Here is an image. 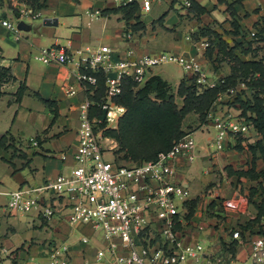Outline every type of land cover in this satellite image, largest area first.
Wrapping results in <instances>:
<instances>
[{
    "label": "crops",
    "instance_id": "1",
    "mask_svg": "<svg viewBox=\"0 0 264 264\" xmlns=\"http://www.w3.org/2000/svg\"><path fill=\"white\" fill-rule=\"evenodd\" d=\"M192 1L191 7L178 9L175 0H161L153 3L149 11L136 9L133 16L128 17L125 9L118 8L116 0H45L44 5L37 9L39 15L36 18L32 21L20 19L24 21V28L18 29L17 38L0 22V65L8 67L11 74L2 89L4 93L0 95V136L6 132L10 136L9 145L0 148V231L10 236L25 231L21 241L0 239V264H49L51 246L62 243L69 248L68 264H94L96 248L104 245L100 233L90 223L68 222L61 214L65 210L44 217L37 209L21 212L7 207L10 191L22 185H39L47 178L70 170L72 151L77 141L78 105L86 97L77 79L76 63L84 51L107 44L120 53L131 48L134 56L160 50L196 53L212 80L233 73L231 64L234 59L229 56V49L241 60L261 59L264 65V0ZM200 7L204 10L199 11ZM15 15L9 6L0 4V19L12 20ZM124 30L131 31L132 37L128 41L121 38ZM250 31H255L256 35L252 37ZM203 40H207L209 45L204 50H197L196 45ZM158 43L165 44L167 48H156ZM53 44L67 46L74 61L61 65L38 59L39 48ZM223 59L230 67L225 69L222 62L219 66L217 61ZM152 74L160 75L153 69ZM160 76L170 83L174 92L181 81L188 84L193 80L192 75L186 72L174 82ZM21 82L26 89L16 102L14 92ZM37 94L55 102V116L53 105L45 103ZM95 95L93 99H96ZM176 97L182 99L181 96ZM188 116L200 125L199 130L193 132L198 135V155L192 162L180 158L174 178L186 182L190 188L187 205L196 199L195 211L188 217L191 225L204 223L208 234L211 230V241L221 248L224 244L220 243H230L231 236L228 241L220 217L207 213V210L208 203L214 202L217 208L220 200L228 198L221 195L227 180H217L213 187H217L220 193L216 196L208 193L200 201V191L192 190L189 179L195 176L193 169L199 166L202 171L204 167L208 169V157L216 161L215 156L226 148L231 139L226 138L222 147L215 149L211 137L205 136V128L212 127L211 123H200L198 113L193 110L185 114V118ZM106 137L103 139L105 143L115 140L111 136ZM62 153L64 158L60 156ZM109 154L110 158L114 156ZM207 160V164H202ZM196 174L203 179L209 178L204 171L197 170ZM233 193L236 194L235 191ZM235 194L232 199L238 198ZM55 208L60 211L62 204L57 203ZM223 208L236 212V220L231 224L247 218L234 208ZM213 234L222 236L224 241L213 238ZM82 237L88 240L84 242ZM243 250L242 245L236 244V254H242Z\"/></svg>",
    "mask_w": 264,
    "mask_h": 264
},
{
    "label": "built area",
    "instance_id": "2",
    "mask_svg": "<svg viewBox=\"0 0 264 264\" xmlns=\"http://www.w3.org/2000/svg\"><path fill=\"white\" fill-rule=\"evenodd\" d=\"M116 1L118 5L134 1L140 11L146 12L161 0ZM175 4L189 8L192 0H175ZM10 8L16 9L15 17L1 18L0 22L17 38L18 20L36 18L38 8L18 0H12ZM255 33L250 31L251 36ZM131 37L130 30L121 34L124 41ZM208 45L203 40L196 45L197 50H204ZM37 57L44 63L61 65L74 61L73 53L61 44L40 47ZM76 63L77 79L86 97L78 105L77 141L70 170L39 185H22L10 191L8 209L21 212L37 209L44 217L65 210L61 214L68 222L90 223L104 241L102 247L96 248L94 264H264V232L247 229L242 233L238 226L232 225L231 239L244 250L240 255L228 252L223 256L221 248L206 236V225L202 222L191 225L188 220L185 213L190 190L186 182L174 177L180 158L192 162L198 155L193 132H185L154 159L121 164L114 157H105L106 152L113 153L116 142H103L107 138L103 130L115 128L124 111V106L115 103L114 98L122 91L125 79H131L136 85L143 84L153 67L166 63H176L184 71H190L198 90L225 83L224 77L209 79L196 53L160 50L134 56L131 48L120 53L107 44L87 49ZM99 76L103 93L99 99H93ZM236 90L237 87L226 86L207 113V122L215 130L211 138L215 149H220L229 135H243L252 127L240 113V117H232L216 108L220 101H233ZM60 156L64 158L65 154ZM224 200L219 201L223 207L234 208L238 213L245 211L240 207L242 198L231 199L227 204ZM57 203L62 204L60 211L55 208ZM68 254L67 244L52 245L48 252L49 264H68Z\"/></svg>",
    "mask_w": 264,
    "mask_h": 264
},
{
    "label": "trees",
    "instance_id": "3",
    "mask_svg": "<svg viewBox=\"0 0 264 264\" xmlns=\"http://www.w3.org/2000/svg\"><path fill=\"white\" fill-rule=\"evenodd\" d=\"M12 0H0V4L11 7ZM24 1L28 5L39 8L44 5L45 0H18ZM193 5V1H192ZM191 5V6H192ZM118 8L125 9L128 17H132L133 13L138 8L136 2L132 1L125 5H119ZM202 7L199 11H203ZM13 13L17 14L13 8ZM256 35V33H255ZM253 37V36H252ZM229 56L233 57L234 62L239 67L248 68L253 72L258 71L259 76L263 80L257 83L258 89L252 93L250 98H243L241 95H236L232 101L237 108L240 109V115L247 121H250L254 130L261 137L254 143L248 145L252 153L250 166L246 169H231L229 173H235L237 176H248L250 179L260 180L257 183V188L260 189L259 194H263L259 201L252 199V195L257 189H252L249 197V202H252L256 207L255 217L253 221H259L264 217V168L256 170L255 160L257 156L264 158V65L261 59L257 60H241L233 56L230 49L227 50ZM240 69V68H239ZM0 75L11 78L8 67L0 65ZM239 70L233 69V73L225 78V81L235 82ZM223 83L217 84L214 87H206L201 90L196 88L192 80L188 84L181 81L176 92L173 91L170 83L163 79L158 74L150 75L143 84L136 85L131 79L127 78L123 82L122 91L114 98V102L124 106L123 113L119 116L116 128H106L103 130V135L111 136L117 142V148L114 150L115 160L119 159L130 160L132 162H141L143 160L154 159L161 151L168 150L173 141L183 135L185 132L182 128V120L187 112L193 110L198 113L200 123L207 122V113L215 102L218 93L224 89ZM26 86L21 82L14 92L15 101L18 102L23 94ZM103 93V81L99 76L98 86L96 89V99H99ZM37 96L49 105H53V113L56 115L55 102ZM176 96H181V105H178ZM248 112V115H247ZM99 114L103 113L98 110ZM102 125V124H101ZM241 137L237 138L236 148L241 149ZM10 140L9 133H4L0 136V148L7 147ZM259 152V155H257ZM196 199L192 200L190 210L186 215L187 218L193 213ZM214 202H210L211 206ZM217 213V212H216ZM215 215V214H214ZM218 216V215H215ZM252 220L248 222H236V226L244 233L250 229L252 232L258 231L256 228H250ZM234 225V224H232ZM236 240H231L225 245L224 251L235 253Z\"/></svg>",
    "mask_w": 264,
    "mask_h": 264
},
{
    "label": "rangeland",
    "instance_id": "4",
    "mask_svg": "<svg viewBox=\"0 0 264 264\" xmlns=\"http://www.w3.org/2000/svg\"><path fill=\"white\" fill-rule=\"evenodd\" d=\"M156 3V2H155ZM178 9H182L183 7H177ZM26 21H32L33 19L31 17H26L25 18ZM158 49H166V45L162 44V43H158L157 47ZM231 61H233L231 59ZM219 63V66H223L225 69L229 66L230 64L225 61V59L223 60H219L217 61ZM220 62L221 65H220ZM231 66L233 68H235L236 70H239V74L236 76L237 78L235 79V82L232 83L231 81H225V83H223L224 87L226 86H233V87H237L236 90V95H241L243 98L247 99L250 98L252 93H254L255 90L258 89L257 87V83L261 82L263 79L262 76H259V72H253L251 70H248V68H243V67H239V65L237 63H235L234 61L232 62ZM240 68V69H239ZM154 71H158V73L160 75H162L163 77H166L168 79H170L172 82L176 81L184 72L190 74V71H184L179 65H177L176 63H166V64H161V65H157L155 67H153ZM1 72V71H0ZM226 77H224L225 79ZM10 80V77L8 76H1L0 75V95L4 93V91L2 90L4 87V84ZM235 85V86H234ZM235 99V97H234ZM233 99V100H234ZM176 101L178 102V105H181V99L179 97H176ZM221 104V105H219ZM227 105V107L225 106ZM217 110L218 109H222L225 111V113H230L232 117H240L239 113L240 110L239 108H236V105L233 104L232 101H220L217 105H216ZM223 113V112H222ZM248 115V112H247ZM183 123V131L184 132H194L195 130L198 131L199 130V123H197L196 121L191 119V116H188L182 120ZM204 123H210L209 122H204ZM211 125V124H210ZM206 133L205 136L206 137H213L214 134V128L213 127H206ZM200 130L204 131L203 129L200 128ZM195 138L197 139L198 135L197 133H194ZM228 137H230L231 142H229L226 146L225 149H222L218 155H216V161L212 159L211 156L208 157L209 162V168L206 169V167L203 168L204 172H207L209 174V178L208 179H203V177L198 174L199 176H197V170L199 172V170L201 172L202 168L199 166V168L193 169V173H194V177L190 180L191 186H192V190H196L197 192L200 191V194H198V200H202L205 199L207 197L208 193H211L213 196H216L217 193L219 194V189L217 187H213L216 184L217 180H223L226 179L227 182L224 184V188H223V193L221 195H226L224 202L227 204L228 201H230L233 197L232 195L235 194L233 193L234 191L236 192V194L238 196V198H242V205L240 206L241 208H245L244 212H240L241 214H245L246 215V219L244 222H248L249 220H252L255 217V213H256V207L254 206V204L252 202H249V197L250 194L252 193V189H257L256 192L253 193V195L251 196L252 199H254L255 201H259L260 197H262V193H260V189L257 188V183L260 180L259 178L257 179H250L249 177H237L236 174L234 175H230L228 174L229 171V167L231 169H245L247 167L250 166L251 163V158H252V153L248 148V145L250 143H254L256 140H258L261 135L258 134L253 127H249L248 131L246 133H244V135H237V136H233V135H229ZM227 137V138H228ZM241 137L240 139V145H241V149L236 148L235 145L237 143V138ZM117 144L115 145L114 150L117 148ZM114 150H113V155H114ZM257 155H259V152H257ZM105 157L110 159V154L106 153ZM115 158V155L113 156ZM198 160V159H197ZM196 160V161H197ZM207 161H203L202 164H207ZM118 163L121 164H130L132 161L130 160H124V159H119L117 161ZM229 165V166H226ZM205 166V165H204ZM257 166V168H264V158L263 156H257L256 160H255V167ZM189 187V186H188ZM234 188V189H232ZM190 190V188H189ZM232 190V191H231ZM235 194V195H236ZM189 203V202H188ZM264 203V202H263ZM209 204V203H208ZM196 205V204H195ZM194 205V206H195ZM190 206H191V202L189 203V205H187V212L185 213L186 215L188 214L189 210H190ZM193 211H195V209H193ZM217 212V213H216ZM207 213H211V214H215L218 215L219 221L223 222L224 225V234L227 238V240L229 241V235L231 233V228H232V221L236 220V212L233 210L228 209V211H226L223 208V205L220 204L217 208L215 206V204H211V206H208V210ZM239 213V214H240ZM1 217V215H0ZM230 225V226H229ZM235 225V223H234ZM238 225V224H236ZM250 228H256L258 230V232H263L264 229V218H260L259 221H253L251 222V227ZM211 232V230H210ZM206 233V236L211 238V235ZM4 232L0 231V239H4V238H9L11 240V242H16V241H21L23 240V236L25 234L24 232H17L16 234H13L10 236V234L8 235H4ZM9 236V237H7ZM213 238L217 237L220 242H222V240L224 239L222 236L219 235H212ZM8 240V239H7ZM224 241V240H223ZM219 242V243H220ZM224 244L221 249V255L223 256H227L228 252L224 251L225 249V243L222 242L220 243Z\"/></svg>",
    "mask_w": 264,
    "mask_h": 264
},
{
    "label": "water",
    "instance_id": "5",
    "mask_svg": "<svg viewBox=\"0 0 264 264\" xmlns=\"http://www.w3.org/2000/svg\"><path fill=\"white\" fill-rule=\"evenodd\" d=\"M45 20H46L47 22L50 21L49 19H45ZM23 26H24V21H23V20H20V21L17 22V28H18V29H22V28H24Z\"/></svg>",
    "mask_w": 264,
    "mask_h": 264
}]
</instances>
